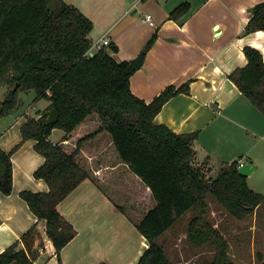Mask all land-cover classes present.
<instances>
[{"label":"trees","instance_id":"16d2710c","mask_svg":"<svg viewBox=\"0 0 264 264\" xmlns=\"http://www.w3.org/2000/svg\"><path fill=\"white\" fill-rule=\"evenodd\" d=\"M190 11L191 3L185 1L169 17L182 21ZM250 11L244 34L264 29V1ZM93 28L88 15L64 0H0V85L10 86L0 100V117L20 105L21 90L34 89L38 98L51 101L38 118L28 116L21 142L9 151L0 148V190L12 193V155L24 140L33 138L37 151L46 157L35 176L44 178L50 190L23 189L20 195L45 221L59 257L77 230L58 205L90 177L149 240L138 264H175L159 239L190 209L197 212L189 224L190 240L216 245L212 264H233L227 243L203 219L207 196L213 194L232 214L244 218L264 204V194L249 186L247 176L239 172V159L225 162L216 176H209L213 168L196 160L194 141L199 131L179 133L155 122L171 97L190 91V80L179 87L170 84L146 101L132 91L130 79L137 67L118 58L116 43L88 53ZM157 36L155 32L146 43L144 54ZM244 51L248 63L229 76L264 114V55L251 45ZM54 107L60 116L49 123ZM55 128L65 135L53 143ZM106 167L121 170L120 174L114 170L112 183L102 180L100 169ZM39 234L36 226L26 231L25 247H19L20 240L14 242L0 254V264H41L35 254ZM259 264H264L262 254Z\"/></svg>","mask_w":264,"mask_h":264},{"label":"crops","instance_id":"0c3cea01","mask_svg":"<svg viewBox=\"0 0 264 264\" xmlns=\"http://www.w3.org/2000/svg\"><path fill=\"white\" fill-rule=\"evenodd\" d=\"M64 1L76 5L93 20L91 42L109 36L118 45L121 60L137 57L157 32L154 44L144 54L143 64L131 76L132 91L149 102L170 84L179 87L188 80L191 83L188 93H178L164 104L155 122L167 124L179 133L199 131L194 147L200 163L207 161L212 167L242 159L258 167L264 151V114L229 75L248 63L246 45L257 47L264 55V29L244 34L252 15L250 8L264 0ZM185 1L191 3L189 14L182 21L170 18L171 10ZM148 13L154 16L156 26L144 19ZM31 90L28 92L32 93ZM42 99L37 94L34 97V101ZM46 99L36 116L26 108L0 117V148L9 151L23 140L22 125L28 116L38 118L48 109L51 101ZM56 129L60 128L53 132ZM60 131L58 137L52 133L53 142L63 139L65 131ZM36 142L33 138L24 140L13 153L14 189L10 194L0 190V254L18 240L19 247L24 248L22 235L36 226L46 247L42 254L37 251V263L138 264L149 240L90 177L58 205L77 230L59 257L46 233L45 221L20 195L23 189L50 190L44 178L35 176L46 161L37 151ZM114 170L121 173L119 167L101 168L102 180L112 183L116 179Z\"/></svg>","mask_w":264,"mask_h":264},{"label":"rangeland","instance_id":"374dc122","mask_svg":"<svg viewBox=\"0 0 264 264\" xmlns=\"http://www.w3.org/2000/svg\"><path fill=\"white\" fill-rule=\"evenodd\" d=\"M9 91L10 86L2 83L0 98H3ZM31 92L20 91L21 103L13 110L14 112L19 111L17 113H20L23 109L29 108L28 111L31 114L38 115V110L44 107L47 99L34 101L36 92L34 90ZM8 117L12 115L9 114ZM60 134V129L53 132L55 137ZM259 159L258 167L247 176V181L252 189L264 194V151ZM219 165L212 166L213 169L208 171V175L216 176L221 166ZM206 201L207 211L203 217L205 224L211 230H217L221 234L222 239L227 243V254L233 264H259V255L264 256V204L259 207L256 214L252 213L239 218L232 214L213 194L208 195ZM196 213L193 209L188 210L159 239L164 243L169 258L175 264H212L216 257L217 248L214 243L208 241L204 244H196L188 237L189 224ZM36 244L39 245V248L35 246L36 255H38L37 251L41 254L46 252L41 235L38 236Z\"/></svg>","mask_w":264,"mask_h":264},{"label":"water","instance_id":"95a60500","mask_svg":"<svg viewBox=\"0 0 264 264\" xmlns=\"http://www.w3.org/2000/svg\"><path fill=\"white\" fill-rule=\"evenodd\" d=\"M94 52H91V54H93ZM144 61V52H141L137 57H135L134 59H131V62L133 63V65L137 68H139ZM19 87V83H17L14 87V89L16 90ZM60 116V112L59 110L54 107L49 111V115L47 118V121L49 123L54 122L58 117ZM257 168V164L256 163H252V162H244V164H242L241 166H239V172L245 176H249L255 169ZM100 264H108L106 261L101 262Z\"/></svg>","mask_w":264,"mask_h":264},{"label":"built area","instance_id":"2783aa9c","mask_svg":"<svg viewBox=\"0 0 264 264\" xmlns=\"http://www.w3.org/2000/svg\"><path fill=\"white\" fill-rule=\"evenodd\" d=\"M144 19L148 21L152 26H156V20L151 13L146 14ZM110 43H111V38L109 36H104L101 39L92 42L91 48L88 51V53L91 54V52L101 49L105 46H108ZM53 143H56V142H53ZM239 162H240L239 166L244 164V161L242 159H239Z\"/></svg>","mask_w":264,"mask_h":264}]
</instances>
